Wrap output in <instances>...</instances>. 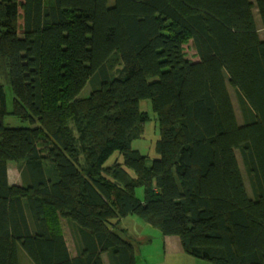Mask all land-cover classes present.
<instances>
[{
    "label": "trees",
    "instance_id": "obj_1",
    "mask_svg": "<svg viewBox=\"0 0 264 264\" xmlns=\"http://www.w3.org/2000/svg\"><path fill=\"white\" fill-rule=\"evenodd\" d=\"M0 73V264L18 244L31 264H137L130 214L194 258L264 264V0H0ZM143 100L150 155L131 147Z\"/></svg>",
    "mask_w": 264,
    "mask_h": 264
},
{
    "label": "rangeland",
    "instance_id": "obj_2",
    "mask_svg": "<svg viewBox=\"0 0 264 264\" xmlns=\"http://www.w3.org/2000/svg\"><path fill=\"white\" fill-rule=\"evenodd\" d=\"M257 28L260 37H263V30L261 28L260 20L258 15H255ZM186 54L188 57H193V50L188 44L185 46ZM0 82L4 86L6 95V107L8 111L12 109L13 104V92L9 83L6 81L5 77L0 73ZM229 93L231 100L236 112L238 121H241V110L239 106V101L235 90L228 84ZM90 85L87 83L83 91L79 96H86L89 92ZM139 108L142 111L148 113L150 119L145 124L144 134L141 139L133 140L131 147L137 149L141 154H154V143L158 138V127L157 122L154 118V114L151 109V104L148 100L140 101ZM3 123L5 126L19 127V126H30L29 122L21 121L19 118L12 114H6L3 118ZM239 157V154H238ZM152 158V157H151ZM113 158L107 161V164L112 162ZM240 161V157H239ZM20 167L21 164L18 162L11 161L8 163V180L12 184H20ZM240 167L245 176L243 166L240 161ZM246 184L247 181H246ZM248 187V186H247ZM135 194L139 199H143V187L138 186L135 188ZM64 232L66 238L69 240V231L65 222H63ZM115 231L122 236V238L129 240L135 246V255L137 264H211L206 260H201L188 255L182 249L180 241L175 236H164L159 228L150 225L143 218L130 214L123 217ZM18 251L20 253L21 260L23 264H27L29 258L25 255L23 249L18 244ZM105 264L108 263L107 257L105 255Z\"/></svg>",
    "mask_w": 264,
    "mask_h": 264
},
{
    "label": "crops",
    "instance_id": "obj_3",
    "mask_svg": "<svg viewBox=\"0 0 264 264\" xmlns=\"http://www.w3.org/2000/svg\"><path fill=\"white\" fill-rule=\"evenodd\" d=\"M66 238V237H65ZM66 240H67V243H68V246H69V249H70V251L71 252H73V244L71 245V243L69 242V240L66 238ZM103 258H104V264H105V261H106V259H105V255H103ZM28 261V260H27ZM27 264H31L29 261H28V263ZM108 264V263H107Z\"/></svg>",
    "mask_w": 264,
    "mask_h": 264
}]
</instances>
